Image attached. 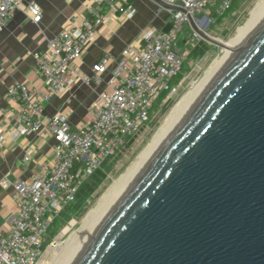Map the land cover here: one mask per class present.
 I'll list each match as a JSON object with an SVG mask.
<instances>
[{
    "label": "water",
    "instance_id": "95a60500",
    "mask_svg": "<svg viewBox=\"0 0 264 264\" xmlns=\"http://www.w3.org/2000/svg\"><path fill=\"white\" fill-rule=\"evenodd\" d=\"M69 264H264V13Z\"/></svg>",
    "mask_w": 264,
    "mask_h": 264
},
{
    "label": "built area",
    "instance_id": "2783aa9c",
    "mask_svg": "<svg viewBox=\"0 0 264 264\" xmlns=\"http://www.w3.org/2000/svg\"><path fill=\"white\" fill-rule=\"evenodd\" d=\"M181 11H168L169 30L142 33L137 43L126 44L117 59L103 51L89 73L79 60L96 31L117 13L128 9L113 0H92L85 5L89 16L72 14L67 26L45 41L33 56L40 88L13 82L6 99L16 107L13 122L0 126V147L9 136L36 134L51 138V158L46 167L28 179L10 182L12 207L0 235V264H37L44 237L54 221L74 202L80 186L127 141L150 121L155 102L171 90V81L180 73L185 48L178 39L190 16L196 25L201 14L223 15L233 0H161ZM106 5L107 11L102 12ZM27 15L38 25L40 7L30 0H0V33L14 12ZM132 12H130L131 14ZM77 82L92 90L102 86L88 105L85 122L72 126L66 115H47L43 105L68 91ZM31 152L25 151L18 165L25 166Z\"/></svg>",
    "mask_w": 264,
    "mask_h": 264
},
{
    "label": "crops",
    "instance_id": "0c3cea01",
    "mask_svg": "<svg viewBox=\"0 0 264 264\" xmlns=\"http://www.w3.org/2000/svg\"><path fill=\"white\" fill-rule=\"evenodd\" d=\"M41 10L38 25L31 23L26 14L13 13L6 28L0 33V126L7 129L12 125L16 107L6 99V89L13 82H22L31 87L40 88V78L36 73L33 54L41 49L45 41L67 26L72 14L89 16L85 5L92 0H30ZM128 9L127 13H117L98 28L86 45L79 60V68L89 73L103 51H108L114 59L120 55L126 44H135L142 33L163 30L168 25V11L158 6L154 0H113ZM102 6V12L107 11ZM130 12H132L130 14ZM213 15V13H210ZM198 20V19H197ZM197 23V22H196ZM190 30L189 25H185ZM185 32L178 39V46L186 48ZM94 90L77 82L68 91L52 97L43 105L47 115L62 112L72 126L87 119V107L93 100ZM54 142L49 137L40 139L36 134L9 136L0 147V235L5 232V218L12 207V187H2L3 178L10 182L16 179H28L48 165ZM31 152V159L25 166L18 161L25 151Z\"/></svg>",
    "mask_w": 264,
    "mask_h": 264
},
{
    "label": "rangeland",
    "instance_id": "374dc122",
    "mask_svg": "<svg viewBox=\"0 0 264 264\" xmlns=\"http://www.w3.org/2000/svg\"><path fill=\"white\" fill-rule=\"evenodd\" d=\"M260 0H233L231 8L223 15L214 16L209 14H201L198 16L197 22L199 26L210 37L220 41H227L232 38L236 29L243 25L249 17L250 11L256 6ZM185 32L187 44L182 70L171 81V90L166 96L155 102L150 121L137 133L131 143L114 153L103 166L104 178L95 186L93 192L85 195L78 203V208L72 205L67 212L63 214L61 219L56 221L53 228L47 231L42 245L41 256L37 264H48L51 261L53 252L56 247L62 245L67 236L77 230L81 224L84 215L96 206L99 198L106 193L109 187L116 179L124 174L137 156L149 143L163 120L168 115L170 109L180 99V97L190 89L191 85L196 82L204 73L209 64L222 54V48L209 44L201 40L191 29L187 30L184 26L182 33ZM203 41L208 49L203 53L192 52V49ZM89 180H86L88 182Z\"/></svg>",
    "mask_w": 264,
    "mask_h": 264
},
{
    "label": "bare ground",
    "instance_id": "6f19581e",
    "mask_svg": "<svg viewBox=\"0 0 264 264\" xmlns=\"http://www.w3.org/2000/svg\"><path fill=\"white\" fill-rule=\"evenodd\" d=\"M263 13L264 0H260L250 11L249 17L245 20L243 25L236 29L232 38L227 41L218 40L224 44L221 56L214 59L209 64L203 75L194 82L190 89L174 104L163 120V123L159 126L149 143L137 156L130 168L116 179L106 193L99 198L100 200L96 206L84 215L79 228L71 232L62 245L56 247L51 261L48 264H69L79 248L94 237L98 229L124 197L134 181L161 149L172 130L190 110L222 65L232 56V49L241 44L247 29L258 20ZM196 24L200 27L198 22Z\"/></svg>",
    "mask_w": 264,
    "mask_h": 264
},
{
    "label": "trees",
    "instance_id": "16d2710c",
    "mask_svg": "<svg viewBox=\"0 0 264 264\" xmlns=\"http://www.w3.org/2000/svg\"><path fill=\"white\" fill-rule=\"evenodd\" d=\"M232 5V4H231ZM231 8V6H230ZM229 8V9H230ZM228 9V10H229ZM227 10V11H228ZM226 11V12H227ZM208 49V46L206 45V43H204L203 41H199V43L192 49V52H198V53H203L205 50ZM167 93H164L162 95V97L160 98V100H162ZM151 118V116H150ZM134 137V136H133ZM133 137H131L125 146H127L129 143H131V141L133 140ZM103 166L104 164L101 166L100 169H98L94 174H92L87 180H89L88 182L84 181V183L80 186L79 190L77 191L75 200L73 203H71L59 216V218H57L53 225L56 223V221H58L59 219H61V217L63 216V214L65 212H67V210L72 206L75 205V208H78V203L81 199H83V197L85 195L90 194L91 192H93L95 186L104 178V174H103ZM53 225L50 227V229L48 231H50L53 228Z\"/></svg>",
    "mask_w": 264,
    "mask_h": 264
}]
</instances>
